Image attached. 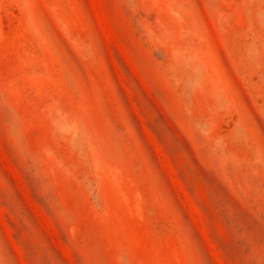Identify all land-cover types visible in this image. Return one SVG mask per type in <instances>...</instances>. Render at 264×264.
Returning <instances> with one entry per match:
<instances>
[{"label": "rangeland", "instance_id": "1", "mask_svg": "<svg viewBox=\"0 0 264 264\" xmlns=\"http://www.w3.org/2000/svg\"><path fill=\"white\" fill-rule=\"evenodd\" d=\"M0 264H264V0H0Z\"/></svg>", "mask_w": 264, "mask_h": 264}]
</instances>
